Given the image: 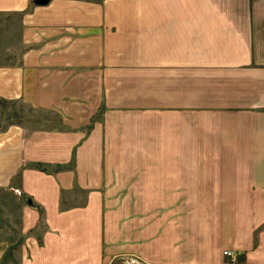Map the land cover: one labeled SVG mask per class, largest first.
I'll return each instance as SVG.
<instances>
[{
    "label": "crops",
    "instance_id": "obj_1",
    "mask_svg": "<svg viewBox=\"0 0 264 264\" xmlns=\"http://www.w3.org/2000/svg\"><path fill=\"white\" fill-rule=\"evenodd\" d=\"M35 1L0 0V101L49 117L0 129V261L14 213L20 261L102 264L114 238L157 261V199L193 192L196 261L264 264V0Z\"/></svg>",
    "mask_w": 264,
    "mask_h": 264
},
{
    "label": "rangeland",
    "instance_id": "obj_2",
    "mask_svg": "<svg viewBox=\"0 0 264 264\" xmlns=\"http://www.w3.org/2000/svg\"><path fill=\"white\" fill-rule=\"evenodd\" d=\"M237 6V5H236ZM237 9L239 10L238 6ZM239 12V11H238ZM3 18H5V15H0V65L5 64L6 57L10 56V54H6L4 51L6 49H9V46H12V37H10L11 34L15 33L14 31H10L6 29L5 22L3 21ZM12 27L14 28V22L11 23ZM13 57L16 55H12ZM27 106V105H26ZM22 106L20 104H17V107L14 105L8 104V102H3L0 101V129H3L5 126H7L9 123L15 122L14 120H20V118L17 117H10V113L15 111L18 114L21 112L24 113V115H33L32 117L35 119L37 116L41 115L45 121L48 120L47 113L42 112V113H36L34 112L31 114V110L29 107ZM26 120H31L30 116L25 117ZM162 119V124L165 122H169L171 119L170 118H164L161 117ZM52 121V118L50 119ZM46 125H50L47 124ZM158 140H161L160 137L158 136ZM189 155L192 157L196 156V151H189ZM192 167L190 166V173L192 172ZM193 192H189V197H195L192 195ZM189 197H182L179 199H172V207L175 210L170 213L171 208H169L166 212L165 209H160V202L162 199H157V226L154 231V229L150 230V236L153 239H156L157 241V253L161 252V254L158 256L157 261H147L143 259L141 256L137 255L138 249H131L127 250L126 253L123 252L122 248L121 253L119 255H114L117 254V244H116V239L114 238L112 241L109 242V244L103 246L104 252L109 253V255H103V263L102 264H199L196 261L197 258V251L201 248V246H198L197 244H190V242L193 241V236L192 232H194L196 229H194V226L196 225V222L198 218L202 219L203 217V209L202 207H206L208 204V200L205 198H189ZM189 198V199H188ZM169 206V205H166ZM183 206L182 210H180V207ZM14 209H17V204L14 201L13 204ZM9 215H4L2 214V211L0 209V230L1 228L3 229L4 232H7L8 228H5L10 226L8 223V220H5L6 218L9 219ZM188 218V222L185 220ZM20 221V215L17 213H14L12 216V223L14 225L13 231H12V238L11 242L12 244L8 247V250L5 252L4 256L2 257L0 264H56V263H50L51 260H46L47 258L50 257V255L45 257V253L41 255L42 260L40 261H20L19 258L20 253L22 252V249H28L27 251L29 253L33 252L34 246L33 245H26L28 243L29 239L26 238H21V232L20 228L21 225L19 224ZM169 221L177 222L178 226L176 228H169L166 223ZM182 224L185 225L183 230H180L182 228ZM20 226V228H19ZM116 230V229H114ZM31 231V230H30ZM8 233V232H7ZM177 234L181 235L182 234H189V245L185 246V251L183 253L180 252V249H178V244L176 243H182L186 242V240H181V242H177L176 237ZM152 239V240H153ZM40 240V239H39ZM126 246L130 243L128 240H125ZM143 243V242H141ZM148 242H146L147 244ZM184 246V244H183ZM40 251L45 248L44 243H41ZM10 248V249H9ZM30 249L32 251H30ZM149 249H154L149 248L148 245H145L141 251L145 256H150L147 254ZM169 251L168 255L175 259V254L177 253V250L179 252V257L178 261L176 260H166L165 258V252ZM167 253V252H166ZM186 259L187 261H181L182 259ZM227 258V257H226ZM109 259V260H108ZM229 263H232V260L230 258ZM180 260V261H179Z\"/></svg>",
    "mask_w": 264,
    "mask_h": 264
},
{
    "label": "built area",
    "instance_id": "obj_3",
    "mask_svg": "<svg viewBox=\"0 0 264 264\" xmlns=\"http://www.w3.org/2000/svg\"><path fill=\"white\" fill-rule=\"evenodd\" d=\"M223 254L227 257H230V259H233L234 258V253L231 252V251H223Z\"/></svg>",
    "mask_w": 264,
    "mask_h": 264
},
{
    "label": "water",
    "instance_id": "obj_4",
    "mask_svg": "<svg viewBox=\"0 0 264 264\" xmlns=\"http://www.w3.org/2000/svg\"><path fill=\"white\" fill-rule=\"evenodd\" d=\"M46 1L47 0H37L36 3H38V4H44V3H46Z\"/></svg>",
    "mask_w": 264,
    "mask_h": 264
},
{
    "label": "trees",
    "instance_id": "obj_5",
    "mask_svg": "<svg viewBox=\"0 0 264 264\" xmlns=\"http://www.w3.org/2000/svg\"><path fill=\"white\" fill-rule=\"evenodd\" d=\"M36 1H37V0H36ZM36 1H35V2H36Z\"/></svg>",
    "mask_w": 264,
    "mask_h": 264
}]
</instances>
